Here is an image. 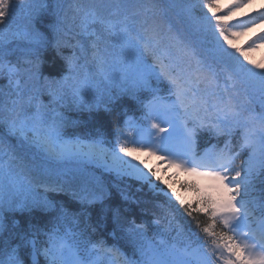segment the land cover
I'll list each match as a JSON object with an SVG mask.
<instances>
[{"label": "snow or ice", "instance_id": "snow-or-ice-1", "mask_svg": "<svg viewBox=\"0 0 264 264\" xmlns=\"http://www.w3.org/2000/svg\"><path fill=\"white\" fill-rule=\"evenodd\" d=\"M251 2L232 0L227 14H219V0L199 5L186 0L181 7L185 27L174 30L167 20L174 0H73L68 9L64 0H55L54 45L72 51L64 57L67 71L53 81L40 72L41 49L48 41L35 25L49 5L0 0V80L7 82L0 87V234L8 230L6 213H56L45 230L34 225L17 230L19 222L13 221L10 238L0 235V264H264V199L256 207L249 199L254 180L264 175V63L237 47L234 40L242 33L231 31L255 26L264 19V9L229 23L235 10ZM198 6L207 9L202 17ZM21 8H26V23L13 30ZM258 41L264 42V33L247 48L254 50ZM162 81L167 95L161 94ZM114 91L145 95L141 118L123 120L111 148L102 140L65 138L58 106L100 108L103 96ZM45 92L47 105L40 99ZM202 132L217 143L201 148ZM7 137L17 139L20 151L6 143ZM220 137H226L223 146ZM233 137H238L236 148ZM137 153L155 157L165 171L174 168L195 178L180 185L195 200L186 202ZM73 160L98 164L120 180L161 192L153 178L167 184L169 201L178 203L199 233L189 228L183 244L163 232L149 237L145 224L122 217L117 209L113 235L118 230L139 258H128L103 239L93 241L89 226L80 227V214L58 208L39 193L65 191L51 176L54 166ZM71 195L92 205L103 203L108 192L72 190ZM170 228L171 221L165 231Z\"/></svg>", "mask_w": 264, "mask_h": 264}, {"label": "trees", "instance_id": "trees-1", "mask_svg": "<svg viewBox=\"0 0 264 264\" xmlns=\"http://www.w3.org/2000/svg\"><path fill=\"white\" fill-rule=\"evenodd\" d=\"M186 0H183L180 3H184ZM46 4L49 5V7L45 10H43L40 15L37 17L35 21L36 27L39 29L40 32H42L47 40H50L53 36L50 25L54 22L55 17L53 15L54 9H55V0H47ZM66 9V7H65ZM24 11V10H22ZM25 14V13H24ZM26 15V14H25ZM24 19V15H23ZM25 21V20H24ZM18 27H16L17 29ZM64 52L60 49L58 54H62ZM54 51H45L41 55L42 64H41V70L45 75L49 76H58L60 75L66 67L65 60L58 56ZM2 84L0 83V86ZM111 106V110L109 111H98L92 114H88L87 118L80 119V123H84V126H80V129H84L87 133H92L93 135L96 134H104L108 135L110 134L114 127L117 125V121L119 119L120 113L123 111H126L128 109V105H122L121 107H117L115 110ZM78 129V128H77ZM103 186L107 188L106 182L103 181ZM147 190L145 187H143V190L140 191L139 194L136 195L135 202L132 200L124 201L122 202L115 194L112 192L111 197L107 200V202L100 204L99 210H91L88 212L90 215V221L94 220V225L99 227L98 225L102 224L100 220L101 217H98V212L103 209L104 207L107 208L108 214L104 218L105 222L104 225L109 226V222L111 220V217L113 218V212L115 210H119L121 213V216L126 218V216L130 215L133 218H136L138 213L140 212H151V214H154L155 212L161 213L164 215V212H175V214L172 216L173 219L177 223H181L184 227L189 228H195V223L192 221L190 217H187L184 215L183 209L179 207V210H175L174 207L171 205H166L167 202L165 200L161 201V199H158L157 201H150L151 195L149 192L145 191ZM127 197H130L127 195ZM158 197H156L157 199ZM250 200H254L256 203H259L262 199H264V175L257 177L254 180V191L251 193ZM57 203L61 205L63 202L60 200H57ZM123 203V205H121ZM139 204V205H138ZM153 205L157 207H160V209L153 210ZM167 206V208H166ZM169 210V211H168ZM18 223L17 230L18 229H27L29 226H36L42 230L49 228L50 224V217L49 212L44 211H32L20 214L16 216ZM205 218L201 216V221L203 222ZM11 227V226H10ZM13 229V228H12ZM194 231H197L199 233L198 229H192ZM188 230H184V235L186 236ZM5 236V237H4ZM3 239H9V232L6 235H3Z\"/></svg>", "mask_w": 264, "mask_h": 264}, {"label": "rangeland", "instance_id": "rangeland-1", "mask_svg": "<svg viewBox=\"0 0 264 264\" xmlns=\"http://www.w3.org/2000/svg\"><path fill=\"white\" fill-rule=\"evenodd\" d=\"M220 1H221V3L227 4V5H230L232 3V0H220ZM262 9H264V0H252L251 3L245 4V6L243 8L235 10L230 18H237V17H241V16L248 17L249 15L254 16L257 12H259ZM241 13H243V14H241ZM25 14H26V12H25ZM25 14H24V17H25ZM25 23H26V21H24L23 25H18V24H14L11 22V27L13 30H16V27L22 28L25 25ZM260 27H262V28L260 29ZM249 28L250 29H248V31L250 32V36H246L245 34L239 35V39L241 40L242 43H245L246 41H249L250 39H254L258 34L263 33V31H264V19L258 20L256 22L255 26H250ZM247 43H246V45H247ZM260 43L261 42L258 41L257 45ZM245 48H246V50L248 49L247 46ZM262 50H264V45L260 46L258 48L256 46H254V50H251V51L254 53V55H257L259 53V51H262ZM263 54H264V52H263ZM263 54H262V57H263ZM136 155L138 156V158L140 160V158L144 154L143 153H137ZM175 172H177V174L183 175L184 177H190L187 174L182 173L176 169H174V173ZM81 175H82L81 171H76V172L72 173L73 178L80 177ZM185 197L188 200H190V199L194 200L195 199V195L190 197V195L188 194Z\"/></svg>", "mask_w": 264, "mask_h": 264}]
</instances>
